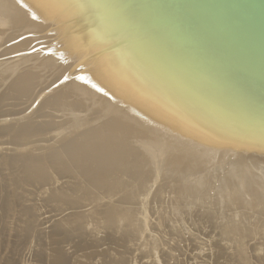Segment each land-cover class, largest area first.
<instances>
[{
  "label": "water",
  "instance_id": "95a60500",
  "mask_svg": "<svg viewBox=\"0 0 264 264\" xmlns=\"http://www.w3.org/2000/svg\"><path fill=\"white\" fill-rule=\"evenodd\" d=\"M7 1L20 13L11 5L0 31V124L14 135L54 146L73 122L81 134L121 147L139 140L180 162L195 153L243 157L218 183L240 171L248 181L242 170L254 163L264 171V0ZM46 10L59 23L49 24ZM26 20L46 30L18 31ZM64 22L70 31L57 35ZM79 46L90 55L62 67ZM77 93L92 100L94 117L79 113Z\"/></svg>",
  "mask_w": 264,
  "mask_h": 264
},
{
  "label": "rangeland",
  "instance_id": "374dc122",
  "mask_svg": "<svg viewBox=\"0 0 264 264\" xmlns=\"http://www.w3.org/2000/svg\"><path fill=\"white\" fill-rule=\"evenodd\" d=\"M7 17L0 7V31ZM65 23L57 35L70 31ZM83 103L74 105L93 115ZM0 126V264H264L259 164L242 170L258 187L241 171L218 183L243 157L195 153L180 162L172 150L110 144L73 122L50 146Z\"/></svg>",
  "mask_w": 264,
  "mask_h": 264
},
{
  "label": "bare ground",
  "instance_id": "6f19581e",
  "mask_svg": "<svg viewBox=\"0 0 264 264\" xmlns=\"http://www.w3.org/2000/svg\"><path fill=\"white\" fill-rule=\"evenodd\" d=\"M48 1H50V0H48ZM69 1H71V2H73V3H77V5L78 6H80L79 4H80V2H81V0H69ZM52 2H53V4H55V6H59L57 3L58 2H56V1H54V0H52ZM60 4H61V6L63 5L61 2H60ZM12 5V1H7V0H0V7H1V9H3L4 10V13H6V17H7V15H9L10 14V16H11V14H13V12L10 10L11 8H13V7H15V6H11ZM64 7V9H65V5L63 6ZM16 9V11L17 12H19L20 13V11L18 10V8L17 7H15ZM45 9V8H44ZM52 9V8H51ZM60 10V7L59 8H57V9H55L54 11L56 12V14H57V11H59ZM52 13H53V11H49V10H46L45 12H44V14H45V16L44 17H46L47 18V20H48V23L49 24H57V23H59V20H57V19H55L54 17H52L51 15H52ZM1 15H2V13H1ZM27 15V14H26ZM3 16V15H2ZM29 15H27V17H28ZM59 16V13H58V15H57V17ZM62 16V15H61ZM61 16H59V18L61 17ZM5 17V16H4ZM70 17V18H69ZM8 18V17H7ZM10 18V17H9ZM8 18V19H9ZM66 18H69L68 20L69 21H71V22H76L75 21V19H73L72 18V16H67ZM28 22H27V20H26V23L24 22V24L23 25H20V24H17L16 25V29L19 31V30H31V32H38V33H41V31H44V30H46L44 27L43 28H40V27H38V29H34V27H32L31 25H29V24H27ZM76 28H78L77 26H75ZM75 27L73 28V29H75ZM8 28V27H7ZM41 30V31H40ZM40 31V32H39ZM93 32H95V31H93ZM47 36H52L51 34H48ZM36 40V39H35ZM35 40H33L34 42H35ZM26 43V42H25ZM24 43V44H25ZM23 46L24 45H21L20 47H17V48H15V49H17V51L20 49L21 50V47L23 48ZM99 48V47H98ZM101 48V47H100ZM19 50V51H20ZM23 51V50H22ZM74 52V51H73ZM72 52V53H73ZM77 53H79V52H76V54ZM74 55H75V53H73ZM86 54H88V55H90L88 52L86 53ZM86 54L84 53V55L83 54H78V55H75V56H73L72 55V57H74V59L73 58H71V59H66L65 60V62H64V65L62 66V67H69L70 65H72L74 62H76L77 60H82V59H84V57H86ZM71 56V55H70ZM38 61V60H37ZM78 94V96L80 97V100L82 101V104H80V106L81 107H83L82 105H84V103L83 102H86L89 106H92V108H91V111L93 110V112H95L96 113V108H95V106L93 105V103H92V100L91 101H89L85 96H84V94H82V93H77ZM90 116H92L93 117V115H92V113L90 114ZM4 127V126H3ZM0 128H1V126H0ZM1 130H2V128H1ZM3 131V130H2ZM8 129H7V133H8ZM15 131V130H14ZM4 134H6V133H4ZM25 135V134H24ZM3 136V135H2ZM32 137V136H31ZM33 139V138H32ZM38 143V142H37ZM32 146V145H31ZM173 152V151H172Z\"/></svg>",
  "mask_w": 264,
  "mask_h": 264
}]
</instances>
